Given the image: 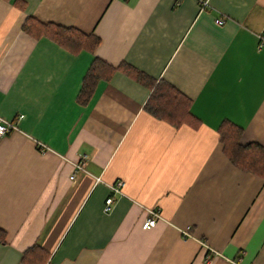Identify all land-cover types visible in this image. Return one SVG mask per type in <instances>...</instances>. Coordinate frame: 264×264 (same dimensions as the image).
Instances as JSON below:
<instances>
[{"label":"crops","instance_id":"1","mask_svg":"<svg viewBox=\"0 0 264 264\" xmlns=\"http://www.w3.org/2000/svg\"><path fill=\"white\" fill-rule=\"evenodd\" d=\"M28 18L101 43L75 55ZM263 35L264 0H0V117L19 127L0 140V264L33 246L47 264H264V178L218 132L229 121L264 147ZM96 58L169 83L199 125L154 117L151 90L120 72L81 106ZM151 209L162 219L144 230Z\"/></svg>","mask_w":264,"mask_h":264},{"label":"trees","instance_id":"2","mask_svg":"<svg viewBox=\"0 0 264 264\" xmlns=\"http://www.w3.org/2000/svg\"><path fill=\"white\" fill-rule=\"evenodd\" d=\"M23 30L35 39L48 38L67 51L78 55L82 51L94 52L101 39L94 34H86L76 28H67L54 24H44L34 18H28ZM123 73L151 90L145 110L159 120L175 128L184 125L197 127L198 119L191 113L192 101L181 94L175 87L161 80L155 81L147 74L127 63L114 67L102 59L96 58L91 64L78 95V104L86 106L92 100L98 84L110 81L116 73ZM220 142L229 160L249 171L258 173L264 178V147L251 143L241 144L243 130L239 126L225 121L218 129ZM0 242L6 243V233L0 229ZM49 254L38 246L26 251L23 264H47Z\"/></svg>","mask_w":264,"mask_h":264},{"label":"built area","instance_id":"3","mask_svg":"<svg viewBox=\"0 0 264 264\" xmlns=\"http://www.w3.org/2000/svg\"><path fill=\"white\" fill-rule=\"evenodd\" d=\"M219 24H223V20H218ZM262 41L259 45V48H262L264 46V35L262 36ZM19 130V127L17 124L10 122L2 117H0V140L8 135L9 133H12L14 131ZM85 159L80 160V162L75 163L74 168L76 172H84L87 173L86 168H85ZM72 179L75 178V175L71 177ZM101 178H96V183H100ZM123 187H124V182L123 181H118L115 184L109 185V190H110V196L106 199L105 205H104V211L108 212L111 211L112 206L115 203V196H123ZM162 219L160 211L157 209H151L148 211V218L144 221L142 224V228L144 230H150L154 228L159 220ZM187 235V232H185Z\"/></svg>","mask_w":264,"mask_h":264}]
</instances>
